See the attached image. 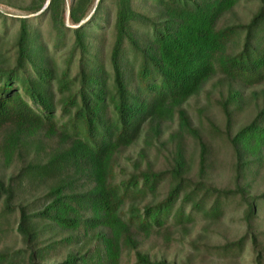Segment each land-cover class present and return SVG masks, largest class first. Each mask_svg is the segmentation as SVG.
<instances>
[{"label":"trees","instance_id":"trees-1","mask_svg":"<svg viewBox=\"0 0 264 264\" xmlns=\"http://www.w3.org/2000/svg\"><path fill=\"white\" fill-rule=\"evenodd\" d=\"M54 1L48 0L46 6L52 27L67 29L62 17L56 15ZM258 1V9L246 23L217 26L219 18L236 0H154L162 11L158 21L135 11L130 0H113L108 68L97 62L95 53H89L79 24L71 29V51L79 53L78 69L71 79H67L69 61L58 77L53 76L49 58L31 37L29 24L24 18L18 19L15 62L12 68L0 71V127L15 118L16 130L31 124V129L25 128L33 134L42 129L48 136L57 133L67 140L63 148L41 162L23 166L16 174V178L53 180L38 209L18 207L16 231L29 247L27 263L35 264L43 257L44 248L68 244L71 238L78 242L90 237L95 243L85 251L89 259L71 251L57 264H79V260L82 264H117L122 247L133 250V264H168L151 260L137 249L133 227L148 233L169 222L188 223L199 213L217 220L228 200L236 195L243 198L237 183L264 155V98L252 118L227 138L234 154V189H218L190 180L185 176L186 166L179 151L169 169L144 172L139 177L130 175L117 184L110 181L109 164L118 149L137 138L146 122L156 124L176 111L179 126L188 127L184 112L178 107L196 94L215 71L232 80H264V0ZM84 3L85 0L70 3L71 24L86 16L81 10ZM135 25L147 27L146 46L139 45ZM238 36L239 49L227 52L228 44ZM128 49L133 58L138 57L134 78L127 75ZM51 80L55 81L54 90ZM261 92L264 97V87ZM238 97L239 92L234 91L228 101ZM224 115L228 123L230 115L225 108ZM21 140L25 138L17 134L8 136L13 146ZM164 180L168 181V188L161 200L140 208L131 204L125 215L122 205L128 194L153 193ZM12 196L11 184L0 179L2 210L10 211ZM258 198L264 199V191ZM245 202L244 232L215 248L225 255H238L248 240L253 262L264 264L253 227L256 206ZM46 226L54 231L70 230L71 234L58 241L37 243ZM1 257L0 254V261Z\"/></svg>","mask_w":264,"mask_h":264},{"label":"rangeland","instance_id":"rangeland-1","mask_svg":"<svg viewBox=\"0 0 264 264\" xmlns=\"http://www.w3.org/2000/svg\"><path fill=\"white\" fill-rule=\"evenodd\" d=\"M97 1L85 0L81 10L85 11L86 16L79 23L71 24L68 10L70 3L74 4L75 0H55L53 8L56 15L62 17L64 26L68 27L62 29L57 25L58 30H55L49 19V11H46L48 0H0V71L12 68L15 62L19 18H24L29 24L30 35L38 41L44 50L43 54L49 58L54 77L61 74L67 61V79L74 78L77 72L79 53L71 51V29L79 24H82L83 37L88 44L89 53H95L97 62L107 69V55L113 39L115 5L113 0ZM130 4L135 11L155 21L162 15L161 8L154 0H130ZM258 5V0H236L235 5L219 18L217 26L246 23L258 9ZM134 29L139 45L146 46L147 27L135 25ZM240 42V36L234 37L227 46V52L237 51ZM86 57L90 58L89 55ZM126 59L127 75L134 78L138 57L133 58L131 50L128 49ZM51 82L55 83L54 80ZM263 87L264 80L257 83L232 80L220 71H215L196 94L178 107L184 112L188 127L179 126L176 111L156 124L144 123L137 138L113 154L109 164L110 181L117 184L128 179L130 175L139 177L144 172L169 169L172 159L179 151L186 166L185 176L190 180H200L218 189H234V154L227 138L252 118L263 101ZM54 89L55 84L52 87V90ZM234 91L239 92L238 99L228 101V96ZM224 108L230 115L228 123L225 120ZM56 113L58 114V110ZM14 119L11 118L0 127V179L11 184L13 195L10 211L2 210L0 203V254L3 256L0 264H29L26 262L29 247L16 231L18 207L23 205L27 211L38 209L53 180L16 178V174L23 166L41 162L49 154L63 148L67 140L61 139L57 133L48 136L42 129L33 134L27 129L32 128L31 124H24L27 128L19 127L16 130ZM9 134L11 137L17 134L25 140L13 146L8 141ZM200 144L203 149H200ZM254 165L244 172L237 183L243 191V198L236 195L228 200L219 219L213 220L199 213L193 215L188 223L169 222L161 229L148 233L139 232L133 227L137 249L151 260H163L168 264H255L248 240L238 255H225L215 248L226 241L237 239L244 232L243 216L247 200L254 202L256 206L253 227L257 249L264 256V199L258 198L264 191V155L262 160ZM167 188L168 181L164 180L153 193L145 191L128 194L124 199L122 211L126 215L131 204L140 208L144 204L161 200ZM55 231L51 226L44 227L42 238L37 243L46 240L58 241L61 237L71 234L70 230ZM88 238L78 242L71 238L68 244L58 243L44 248L43 257L38 258L35 264H57L71 251L84 254L85 258L89 259L85 251L87 248L91 249L95 240ZM133 262V250L122 247L117 264ZM79 264H82L80 260Z\"/></svg>","mask_w":264,"mask_h":264}]
</instances>
